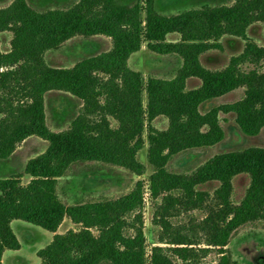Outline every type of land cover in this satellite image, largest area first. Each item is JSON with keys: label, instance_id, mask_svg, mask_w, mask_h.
<instances>
[{"label": "trees", "instance_id": "16d2710c", "mask_svg": "<svg viewBox=\"0 0 264 264\" xmlns=\"http://www.w3.org/2000/svg\"><path fill=\"white\" fill-rule=\"evenodd\" d=\"M255 22L264 27V0H234L174 15L157 12L154 0H78L69 8L45 11L13 0L0 8V31L13 34L10 50L0 48V160L30 136L49 143L27 162L24 174L31 179L26 184L24 174L0 177V264L6 250L21 247L13 220L56 232L67 217L81 228L55 233L38 251L41 264H235L226 247L232 234L247 222L264 221V146L215 154L191 172L170 171L168 163L191 148L221 142V113H235L244 134L257 135L264 128V71L259 69L264 45L247 35ZM171 33L180 39L168 40ZM96 34L111 38L108 51L72 67L46 63L47 51L74 36ZM224 35L245 39L243 52L222 69L203 66L200 56L220 49ZM144 45L179 56L178 73L166 79L132 69L128 59ZM244 64L254 67L245 70ZM192 77L201 85L186 89ZM239 88H244L242 98L201 111L203 103ZM52 90L82 101L71 125L61 131L46 120L45 96ZM159 116L168 119L167 128L152 125ZM146 144L153 168L148 177L152 220L160 228L150 248L142 213L144 180L113 199L66 204L57 191L59 178L78 162L101 161L143 175L146 166L138 153ZM239 174H247L250 183L235 203L233 179ZM211 182L219 183L212 193L201 189ZM195 210L207 213L187 226L173 223L174 217ZM211 250L219 259L204 261Z\"/></svg>", "mask_w": 264, "mask_h": 264}, {"label": "rangeland", "instance_id": "374dc122", "mask_svg": "<svg viewBox=\"0 0 264 264\" xmlns=\"http://www.w3.org/2000/svg\"><path fill=\"white\" fill-rule=\"evenodd\" d=\"M12 1L0 0V8L8 6ZM27 1L34 9L45 11L48 9H66L78 0ZM117 1L134 4L138 0ZM233 2L234 0H154V5L157 12L174 15L189 9L230 5ZM247 35L258 45H264V27L261 22L251 24L247 30ZM12 36L11 31H0V48L3 52L10 50ZM180 37L179 33H171L168 35V40L178 41ZM221 43L222 47L220 49H211L200 56L203 66L212 70L222 69L229 64L233 56L243 52L246 46L245 39L234 35H224ZM111 47L112 40L109 36L103 34L77 35L63 42L59 47L47 51L44 57L46 63L50 66L72 67L78 61L108 51ZM128 64L132 69L141 71L145 77L151 75L169 79L178 73L182 65V59L175 54L153 52L144 45L141 50L130 56ZM242 67L248 70L253 68L254 65L244 64ZM259 69L264 71V61ZM200 85L201 80L192 77L187 80L186 89H194ZM243 95L244 88H239L224 96L203 103L200 109L205 112L214 105L237 101ZM81 105L82 101L69 92L62 90L47 92L45 111L48 126L54 131L68 128L79 113ZM220 118L225 130L224 139L214 146L191 148L179 153L168 163L170 171L191 172L215 154L249 146H264V128L257 135H247L237 125L235 113H221ZM112 124L116 126V121L113 119ZM152 125L158 129H165L168 126V119L159 116L153 120ZM48 146V141L38 136L33 135L26 138L8 159L0 160V177L17 173L24 174L27 162L45 152ZM147 151L148 145L146 144L138 153V159L146 166L145 173L140 176L127 168L101 161H85L73 164L68 174L58 180L57 191L60 198L66 204L113 199L130 192L138 180H144L145 193L142 213L144 232L150 248L153 241L157 240L160 228L152 220L155 205L148 191V177L153 168L148 162ZM30 179L29 175L24 174L22 182L26 184ZM249 183L250 178L247 174H239L233 179L232 198L235 203L242 200ZM218 185V182H211L201 186V189H206L212 193ZM206 213V211L195 210L174 217L172 220L176 226H187L191 219L200 221ZM12 228L21 243V247L17 250L8 249L4 264H41L42 260L38 256V251L52 241L53 232L21 219L14 220ZM80 228V224L72 222L67 217L59 227V232L55 233H65L70 229L79 230ZM93 231L97 234L96 229H93ZM226 247L235 264H264V221H251L238 227ZM202 259L207 262H216L219 259L218 251L211 250ZM102 264L110 263L104 262Z\"/></svg>", "mask_w": 264, "mask_h": 264}, {"label": "crops", "instance_id": "0c3cea01", "mask_svg": "<svg viewBox=\"0 0 264 264\" xmlns=\"http://www.w3.org/2000/svg\"><path fill=\"white\" fill-rule=\"evenodd\" d=\"M13 221H14V220H13ZM13 221H12V222H13ZM11 225H12V223H11ZM60 226H61V225H60ZM56 232H59V228H58V231H56ZM54 234H55V232H53V236H54ZM6 253H7V250L4 252V255H3V259H2L3 264H4V258H5Z\"/></svg>", "mask_w": 264, "mask_h": 264}]
</instances>
